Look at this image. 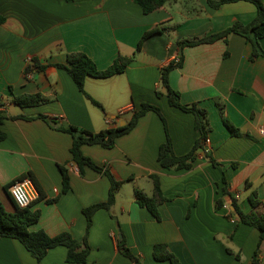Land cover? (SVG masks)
<instances>
[{
  "label": "crops",
  "instance_id": "0c3cea01",
  "mask_svg": "<svg viewBox=\"0 0 264 264\" xmlns=\"http://www.w3.org/2000/svg\"><path fill=\"white\" fill-rule=\"evenodd\" d=\"M0 15L6 18L0 23V104L8 116L0 125L6 133L0 140V199L14 212L5 186L28 171L34 174L42 192L36 189L29 207L40 211L30 230L51 236L69 232L82 240L87 224L83 209L108 199L109 178L89 167L80 172L70 151L73 137L58 125L98 132L124 125L143 103L158 106L166 120L151 110L113 147L82 146L85 155L123 181L111 209L101 208L93 216L86 262H68L63 245L38 261L19 240L3 237L0 264H134L118 248L122 239L142 264H172L155 259L157 243H165L180 264H252L256 251L257 264H264L259 230L241 222L232 203L229 209L217 206L225 174L232 201L246 214L264 213V56L252 57V43L236 32L196 46L178 44L221 33L235 22L250 23L257 15L254 3L238 0L212 7L208 0H170L146 14L134 0H0ZM153 26L166 29L151 35L138 50L142 35ZM260 43L264 48V37ZM70 52L86 53L99 69L119 55L133 58L122 73L87 77L86 92L104 109L54 65L66 63ZM181 55L182 65L170 71V85L180 92L183 104L198 103L207 110L212 128L207 149L221 165L200 150L190 168L167 169L158 161L167 132L179 156L190 152L200 136L194 114L170 105L161 85L162 68ZM25 94L48 100L26 107L12 101ZM218 101L239 135L224 123ZM21 114L34 118H12ZM61 166L70 176L66 192ZM151 175L159 177L167 198L159 206V219L136 202V188L152 195ZM254 191L261 201L256 208L250 201Z\"/></svg>",
  "mask_w": 264,
  "mask_h": 264
},
{
  "label": "trees",
  "instance_id": "16d2710c",
  "mask_svg": "<svg viewBox=\"0 0 264 264\" xmlns=\"http://www.w3.org/2000/svg\"><path fill=\"white\" fill-rule=\"evenodd\" d=\"M139 4L144 13H150L156 9L163 7L170 0H134ZM238 0H208V3L212 7H219L223 3L233 2ZM256 5L257 15L248 24H243L241 22H235L232 26L227 28L221 33H216L204 37L188 38L179 40L178 44L180 48L186 46H196L206 42H214L224 36L228 35L230 32H236L244 37H246L253 46L252 57L259 55L264 56V48L261 46L260 40L264 37V2L263 0H248ZM6 18L0 15V23L5 22ZM166 28L163 26H153L147 30L141 37L138 43V50L141 49L144 41L148 39L151 35L156 32H163ZM133 60L132 57L119 55L118 58L107 68L99 69L94 60L84 52H70L67 54L66 63H55L54 65L58 68L65 70L73 78L78 89L84 93L97 107L104 109L103 105L90 96L85 90V82L88 76L98 77V78H107L118 73L125 71L126 67ZM183 63L182 55L178 60L171 61L168 65L164 66L161 71V85L165 89V94L168 97L170 105L180 108L185 112H191L195 116V129L200 133L199 138L196 140L192 150L185 155H177L174 152L172 140L169 133L167 132V139L159 147L158 152V161L160 164L167 169H181V168H190L192 163L199 156V150L208 157L215 165H221L213 157L212 152L207 149L209 133L211 131L210 120L208 117V112L206 109L200 107L198 103L193 104H183L181 102V94L178 90H175L171 87L169 82V74L172 69L175 67H180ZM35 64L39 69H43L44 66L37 65V60ZM31 68L28 66L26 71H30ZM12 86L10 89L12 90ZM157 95H162V91H157ZM48 98L44 97L41 94H25L17 95L12 97V101L18 104L21 107L26 106H36L46 102ZM220 113L222 119L226 126L230 129L233 135H239L240 129L236 127L229 117L225 113V106L222 102L218 101ZM155 111L158 113L164 123L166 124L165 117L163 116L160 108L156 105L150 103L141 104L140 108L133 112L131 118L124 125L111 126L105 129H102L98 132H92L88 129L81 128L76 125L64 126L62 124L58 125V129L68 132L73 137V143L71 146L72 160L77 164L80 169V172L83 174V171L86 167L92 168L98 172L105 174L110 180V188L108 199L104 202H98L92 204L83 209L84 215L86 217V233L82 240H78L73 237L69 232H62L55 236H51L44 230L32 231L29 226L37 222L40 218V211H31L28 208H21L17 205L14 198L12 197L8 184L5 188L8 190V195L15 206V211H8L4 203L0 199V238L9 237L19 240L27 250L35 257L38 261H41L48 251L51 248H54L59 245H63L68 249L67 261L70 263H84L87 261L88 255L90 253V246L88 244V235L93 224V216L95 212L101 208L110 210L111 207L115 204L116 195L121 185L123 184L122 180H119L115 177L113 172L108 166L97 164L91 157L85 155L82 151L83 145H101L104 148H111L115 145L116 139L122 135L129 133L137 124L140 117H142L148 111ZM38 117L47 120L48 122L55 123V118H50L45 114H39ZM8 116L1 109L0 104V125H2L5 119ZM12 118H25L33 119L34 117L26 115H18ZM6 137V133L0 128V140H3ZM234 167L237 166L236 162H233ZM63 174V184L64 192L70 189V176L67 169L64 166H61ZM29 177L32 179L36 189L41 193V187L34 176L30 171L26 172L21 176V178ZM154 183V189L151 196L147 195L143 190L136 188L135 196L136 202L150 210L157 219L160 218L159 206L167 198L164 196L160 179L157 175L150 176ZM228 180L223 175L222 185H220V198L217 201L218 208L223 207L225 204L226 196L230 195L228 191ZM250 201L252 207L256 208L261 205L256 191H254L250 196ZM232 205L240 215V221L256 227L260 232V239L264 238V213L260 215L255 214H246L242 211L239 203L236 199H233ZM231 215H234L233 212H230ZM118 248L120 252L131 259L134 264H142L140 257H138L125 243V240L122 239L118 242ZM231 251L230 249H228ZM259 250V249H258ZM154 257L157 261H170L172 264H180L178 258L171 253L165 243H157L154 246ZM258 251L254 255V260L252 264L258 263Z\"/></svg>",
  "mask_w": 264,
  "mask_h": 264
},
{
  "label": "built area",
  "instance_id": "2783aa9c",
  "mask_svg": "<svg viewBox=\"0 0 264 264\" xmlns=\"http://www.w3.org/2000/svg\"><path fill=\"white\" fill-rule=\"evenodd\" d=\"M261 133L264 135V128L261 129ZM9 191L17 205L21 208L30 207L37 196L36 187L29 177L14 180L9 187ZM223 207L229 209V203L225 202ZM228 216L231 217L232 222H236L234 215L229 213Z\"/></svg>",
  "mask_w": 264,
  "mask_h": 264
},
{
  "label": "water",
  "instance_id": "95a60500",
  "mask_svg": "<svg viewBox=\"0 0 264 264\" xmlns=\"http://www.w3.org/2000/svg\"><path fill=\"white\" fill-rule=\"evenodd\" d=\"M113 117H115V116H113ZM123 124H125V122H123ZM226 202L229 203V204H231L232 203V197L231 196H227L226 197ZM233 212L235 214H237V211L235 209H233ZM237 215L239 216V214H237Z\"/></svg>",
  "mask_w": 264,
  "mask_h": 264
}]
</instances>
